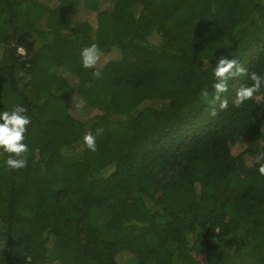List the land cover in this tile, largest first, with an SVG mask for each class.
I'll list each match as a JSON object with an SVG mask.
<instances>
[{
	"label": "trees",
	"instance_id": "1",
	"mask_svg": "<svg viewBox=\"0 0 264 264\" xmlns=\"http://www.w3.org/2000/svg\"><path fill=\"white\" fill-rule=\"evenodd\" d=\"M221 56L264 72V0H0V109L32 118L26 167L0 152V264H264V87L206 101Z\"/></svg>",
	"mask_w": 264,
	"mask_h": 264
},
{
	"label": "clouds",
	"instance_id": "2",
	"mask_svg": "<svg viewBox=\"0 0 264 264\" xmlns=\"http://www.w3.org/2000/svg\"><path fill=\"white\" fill-rule=\"evenodd\" d=\"M22 51V49H17ZM80 65L82 68H94L97 64L101 51L96 43L80 49ZM213 80L210 85L201 88L200 95L206 101L209 99L211 90V101H219L220 108L228 106V99L222 98V94L229 92L230 81L236 77H244L247 75L251 83H241L235 89L232 103L239 107L244 102L252 99H259V93L264 87V72H250L248 68L241 65L235 58H227L221 56L211 70ZM94 75L99 77L101 73L95 71ZM78 108L83 107V103L77 105ZM32 118L28 109L21 103H14L10 108L0 109V152L7 153L3 164L9 170H15L26 167L27 153L29 145L27 143V133ZM101 129L95 132L88 130L84 133L83 144L90 150L96 151V137ZM258 161H264V151L260 152L257 157ZM260 176H264V163H259L256 169Z\"/></svg>",
	"mask_w": 264,
	"mask_h": 264
},
{
	"label": "rangeland",
	"instance_id": "3",
	"mask_svg": "<svg viewBox=\"0 0 264 264\" xmlns=\"http://www.w3.org/2000/svg\"><path fill=\"white\" fill-rule=\"evenodd\" d=\"M245 147H246V143L237 142V143L231 145V151L234 154H238V153L243 152L244 149H245ZM262 151H264V148H263ZM244 157H245V159H246V161H247L248 164H252L254 161L258 160L257 158H255L253 156H250L248 154H245ZM102 216H103V214L96 215L95 216V220L96 221H99L102 218ZM2 243H3V241L0 240V246L2 245ZM199 259L202 260V262L205 263V260H204L203 257L200 256Z\"/></svg>",
	"mask_w": 264,
	"mask_h": 264
}]
</instances>
